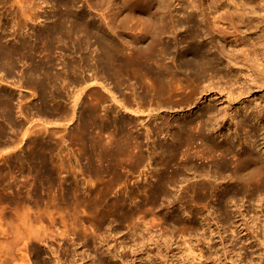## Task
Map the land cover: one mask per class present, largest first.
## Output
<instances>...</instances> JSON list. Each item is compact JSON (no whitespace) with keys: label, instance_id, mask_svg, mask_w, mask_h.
Returning a JSON list of instances; mask_svg holds the SVG:
<instances>
[{"label":"bare ground","instance_id":"bare-ground-1","mask_svg":"<svg viewBox=\"0 0 264 264\" xmlns=\"http://www.w3.org/2000/svg\"><path fill=\"white\" fill-rule=\"evenodd\" d=\"M6 1L7 0H0V15L2 16L5 15L2 10L5 8ZM43 1L46 2V6L50 5L51 8L46 9L47 17L41 21L38 28H34L33 22L37 20L36 18L38 17L30 13L29 9L27 12L20 0H14V2L12 0V3H16L17 5V9L11 10V7L9 9L10 13L8 14L10 17L12 16V20L15 23H13V27L16 26L18 32L22 33V29L24 32V28L27 27L30 21L31 24H33V28L31 29L32 35H29L30 32L28 33L26 31V33H22L23 35L21 34V36H19L20 33L17 32L15 36L14 33L15 37H13V39L10 38L13 33L9 34V39L4 38V35H7L5 33L3 37L0 36V86H2V83L3 85H5V83H10V87H13V89L15 88V91L17 90L19 94L23 90L28 92L32 91L31 95L36 97L37 100L36 105H30L23 109L22 107H25V105L22 104L23 106L21 107L20 104L23 102L21 98L24 97V95L18 94L17 96L15 91L13 92L10 89L6 90L2 89V87L0 88L1 140L7 138L8 130H12L10 133H15H13L15 138L16 134H21L23 131L25 132V136L30 132L28 131L29 128L24 130L26 126L23 127L21 121H17L16 115L18 114L23 115L25 120L26 118L29 119L28 117H30V119L31 117H37L39 122L51 121L50 124L55 127L61 125H63V127H69L76 117L80 116L81 138L83 142L86 143V138L90 135L89 128H91L92 123L97 124L98 115H102L100 113L97 114L100 110L98 109L97 112V108L104 102H110V104L117 108H112L115 110H113V113L120 110L132 116L135 115L134 142L135 156L137 157L135 161H137V165L142 164L143 166L146 164V166H148L155 158L158 160V163H160V166H163L162 169L160 168L159 173L155 175L154 182H148L149 184L146 183L147 185L138 186L135 189L137 192H142L141 194L144 193L143 196L146 194L147 197L148 195L149 197L150 195L153 197L151 201L147 198L143 200L144 202H139V205L135 207L136 209L146 208L150 210L146 207L147 205H156V202L162 197L166 199L167 196L171 194V191L174 188L176 189L179 183L182 185L184 182H188L187 185H184V192L185 190H187V193L192 191L195 194L192 195L195 196L194 198H197V200L203 201L208 196L217 198L218 209H229L228 204L234 202L238 194L241 195L247 192L251 199H257L260 195L264 194L263 153L255 150L249 136L244 139L243 143L245 145L243 143H235V140L239 141L240 127L248 126L251 132L256 133L257 130H259L256 123L247 122L246 118L243 116L239 119L235 115L232 121L228 122L227 127H221L217 122L219 115L211 109L198 111L201 112V115L198 116V112L194 113L190 119L184 116V114H181L185 108L181 102L185 101L186 106H191L193 102L190 100L201 84L219 80L248 84L254 80V76L250 74V69H252V64L250 63L253 61L258 70H260L264 64L263 6L260 9V11L263 12V15H261V12L259 13L256 9L255 12L251 11L253 5L249 0L247 6L242 2H229L225 5L226 10H228L225 14L223 13V9L217 5L215 12H209V8L204 4L203 0H134V2L132 1L133 8L131 7L132 2L129 4L121 2V0H85L86 7H77L76 1L74 0ZM43 1L41 0L40 2L43 3ZM12 3L10 4L12 5ZM7 12L8 10H6V13ZM120 13L125 14H122L120 18ZM51 14H53L52 17ZM2 16H0V18ZM5 16H7V14ZM252 16L257 20V24L255 25L257 34L253 38H251L252 33L248 27L244 25L246 20H250ZM4 29L5 28H3L2 32ZM10 40L11 43H7ZM72 48L83 54L78 56L79 58L77 61H72V59L75 60L76 58L72 56L76 54L74 51L72 52L70 50ZM56 50H59L58 56H63L62 60H60L62 57H58L60 62L62 61L60 68V65H58L59 63L57 64L58 67L55 64V60L58 59L54 56L57 53ZM75 56H77V54ZM259 56L260 58H258ZM134 84L135 88L132 87ZM126 85L132 87V92L135 91L133 94L131 92V96L135 99L133 100V97L131 98L135 101V103L132 101L133 104H135V110H132L130 106L129 108L123 98H121L122 95L124 96L122 89H126ZM95 88H98L96 92L94 91ZM187 89H189V92L186 91ZM185 91L187 93H185ZM199 94H203V92ZM89 96L94 97L97 103L95 105L88 104V107L85 108L84 98ZM129 96L130 95L127 97ZM178 96L182 97V99L174 100ZM124 99H126V97ZM93 102H95V100ZM108 104H103L105 105L103 108L106 111H109V107H111L108 106ZM104 109L102 111H104ZM171 115L177 116L170 118L172 117ZM105 118H107V116L104 117V120ZM33 120H35V118H33ZM102 120H100V122H102ZM114 124L122 128L125 122L114 121ZM44 125H46V127L48 126V124L44 123L42 127L41 125L39 127L46 128ZM105 125L106 123L100 125V128L106 130L107 127L110 126L106 127ZM109 129L110 128L107 130ZM39 130L44 132L43 129ZM212 130L220 132V135L217 138H213L210 135ZM109 131L111 132V129ZM114 131H116V129ZM37 133H41V131ZM31 134H34V132L32 131L30 135ZM45 134L42 135L44 136ZM167 135L171 136L170 142L159 143V138L165 139ZM25 136H20L21 138L19 137V139H24ZM30 138H32V136ZM50 138L51 137H49V139ZM116 138H114V140ZM154 138L157 139V141L155 140L156 142ZM16 141L18 140L16 139ZM51 142H54V140ZM60 143L61 146L66 145L64 135L59 137V144ZM16 144H18V142ZM113 144H111V146ZM126 144H128V142ZM151 144H154L153 149L150 148ZM194 145L200 147L201 150H196L197 147H194ZM143 147H147L148 149H146L148 151L146 150V152ZM13 148L14 147L10 149ZM64 148L66 149V146ZM114 149H116V146ZM127 149L125 151H128ZM50 150H52V148L47 149L42 145L40 154H36V159L46 171L52 170V162L49 161L50 158L48 159L49 155L47 156L45 154L46 151L50 152ZM67 150L69 149L67 148ZM131 150L132 149H130V151ZM217 150H220L221 154L215 155ZM121 151V148L116 150L118 153H121ZM62 153L64 152L62 151ZM93 155L95 154L93 153ZM228 156H230V158H227ZM14 159L15 158H13V160ZM206 159H210V167L208 164H205V162L199 165L196 162L197 160ZM174 164L178 167L177 169L173 167ZM62 165L61 163H56L55 168H61ZM171 166L174 170L169 172L170 170L168 171V168ZM30 167L32 168V166ZM95 168L96 172L102 170L99 167ZM28 170L30 169L28 168ZM46 175L47 178L45 182L53 184L57 177L54 178L52 173ZM190 175H192L193 179L194 177H199L200 179L197 181L194 180L195 182H193L190 180ZM252 179L256 181V188H247L248 190L246 189V191L243 192L233 188V185L236 183H239L238 185H243V182L240 183V181H250ZM28 180L30 181L29 178ZM36 180H38L37 177ZM28 184V182L22 181L23 188ZM247 185L248 184H244L243 186L248 187ZM28 186H30V184ZM179 186L178 188L180 189ZM32 188L33 187H31V190ZM69 188L71 190V187ZM61 189L59 191H61ZM175 189L173 191H175ZM31 190L29 191L31 192ZM35 190L36 189H33V191ZM64 191H66L65 188ZM19 195L20 193L10 197L11 203L17 204L18 206L21 201V196ZM28 195L31 194L28 193ZM38 195L39 194H37V196ZM97 195L96 197L98 198ZM54 196H52V198ZM175 197V199H177L178 196ZM50 198L51 196H49V199ZM173 199L167 200H172L174 202ZM22 200L25 201L24 199ZM37 200L35 202H37ZM80 200L79 202H81ZM161 200L163 201V199ZM10 201L7 200V203H10ZM54 201L56 202V200ZM172 201L171 203L169 201V203L174 205ZM159 204L161 205L162 203L159 202ZM181 205L180 207H182ZM191 205V202L185 201L183 209H190ZM236 205L234 206L236 207ZM112 207L113 206H111V209ZM5 210L6 209H0V248L2 249L0 253L1 255L3 254V260L0 259V264H16L18 257L15 258L14 256L15 252L20 249L19 247L21 244H23L26 249L29 240L34 239L42 242L43 239L37 234L39 231L38 229L34 230L30 225H28L30 228L26 226L27 229L29 228L28 230L24 228V224L26 223L27 225V221L30 219L27 215L28 213L26 214L28 219L25 223L23 221L24 218L23 220L21 218L17 219L18 221L19 219L20 221L22 220L21 223L24 224L21 225V227L25 230L22 229L24 231H21V229H17V225L16 227L13 225L14 230H17L9 232L6 228L12 226V220L10 221L11 218H8V214ZM9 210L12 211V209ZM97 210L94 209V211L98 212ZM151 210L153 211L152 208ZM34 215L36 220L40 219L41 221L43 218L41 217L43 214L41 216L40 214L38 215L37 210L36 213L34 212ZM7 219L10 221V224ZM218 219L221 221L220 218ZM219 220L216 219V221ZM224 220L226 221V219ZM31 223L32 222H30V224ZM216 225L219 226L218 222H216ZM31 226L33 227V225ZM218 226L216 227L217 230L220 228ZM241 227L243 231L250 230V227L247 223L245 224V221L242 222ZM12 229L11 227V230ZM39 233L44 234V232ZM7 237H10V239ZM44 240L46 241V239ZM32 243L34 244L35 242ZM42 243H44V241ZM4 244H6V246ZM44 244L46 245V242ZM85 247L86 246H84V248ZM49 248L51 247L49 246ZM54 249L51 250L53 253H55ZM77 249L71 251L67 250V252L68 254L72 252V257L74 258L77 256ZM21 251L22 250L17 254L21 255ZM87 251H89V249ZM33 252L36 262H39V260H41L40 252L37 248H33ZM51 255L53 256L54 254ZM57 255H55L56 258H58ZM148 255L149 254H146L147 257L145 256V258H143V256L139 257V264H145L149 259L151 260ZM22 256L23 254L17 261H20V263L17 264L28 263L27 258L26 261L23 258L24 256ZM94 256L96 255L89 256V260L87 258L88 263H86L105 264L104 260L101 258L102 256L97 260H95ZM82 259L85 258L81 257V260ZM67 260L68 259L64 260V264H71L75 259H69L72 260L70 263H67ZM45 263H47V261H45Z\"/></svg>","mask_w":264,"mask_h":264},{"label":"rangeland","instance_id":"rangeland-1","mask_svg":"<svg viewBox=\"0 0 264 264\" xmlns=\"http://www.w3.org/2000/svg\"><path fill=\"white\" fill-rule=\"evenodd\" d=\"M20 1L24 5L23 7L27 10V12L29 9L30 13L38 17L36 18L37 20L33 22L35 26L34 28H38V26L41 24V21L47 17L46 9L51 8L50 5H48L49 7L46 6L47 4H45L46 2H44L43 0H42L43 3L40 2L41 0L40 1L20 0ZM74 1H76L77 7H86L85 0H74ZM132 1L134 2V0H121V2L124 3L126 2L129 4ZM249 1H251L253 5V7H251V11L255 12L256 9L260 13L261 7L262 6L264 7V0H249ZM133 2L131 3L132 8H133ZM203 2L209 8V12H215L217 5L223 9V13L225 14L228 12V10H226L225 8V5H227L229 2H238V3L242 2L247 6L248 0H203ZM10 3H12V0H7L4 8L5 10L4 9H3L4 11L2 10V12H4L5 15L7 14V16L0 15L2 16L1 17L2 19L0 18L1 21L0 36L3 37V34L5 33L7 34L6 36L8 38L5 35L4 38L9 39L10 36L9 34L13 33L10 36V38L13 39V37L16 36V32L20 33L19 36H21V34L24 32L26 33V31L28 33L29 32L31 33V34L29 33V35H32L31 29L33 28V24H31L30 21L28 22L27 27L24 28V32L22 29V33L18 32L16 26L13 27L15 23L12 20V16L10 17V15L8 14L10 13L9 9L12 7L11 10L12 9L16 10L17 5L16 3H12L11 5ZM6 10H8L7 13ZM122 14L124 15L125 13H120L119 15L120 18L122 17L121 16ZM260 14L263 15V12H261ZM52 15L53 14H51V17ZM256 24H257V20L253 16L252 18H250V20H246V22L244 23V25L248 27V29L252 33L251 38L255 37V35L257 34V29L255 28ZM2 25L3 28L6 29V31L4 29V31L2 32L3 30ZM7 43H11V40ZM70 50L72 52L74 51L77 54V56H75L76 54L72 55L73 57H76L75 60L72 59V61H77V59L79 58L78 56L83 55L81 54L82 52H78V50L76 49L73 50L72 48ZM56 51L57 53L54 56L57 58L62 57L60 59L62 60L63 56L60 54H59L60 56H58L59 50ZM59 58L55 60L56 62L55 64L57 67L58 65H60L59 66L60 68L62 61L60 62ZM258 58H260V56ZM250 64H252V69H250L251 70L250 74L254 76L253 81L249 82L248 84H244L242 82L234 83L226 80H219L211 83L206 82L204 84H201L197 88V92L193 94L194 95L192 96L193 98L190 100L193 102L191 106H186L185 101L181 102L183 103L182 104L183 107H185L183 112H181V114H184V116L190 119L192 115L194 113H197L198 111H201L203 109H211L216 114L219 115L217 122L221 127H227L228 122L232 121L235 115L239 119L242 116L245 117L247 122L250 121L251 123H256V125L259 127V130H257L256 133H254L250 131V128L248 126L240 127L239 141L235 140V143L236 144L243 143L245 137L249 136L250 141L252 142L255 150L257 152H262L264 156V64L260 68V70L256 68V65L253 61ZM1 87L2 89H6V90L10 89L13 92L15 91V88L13 89V87L12 88L10 87V83L9 84L5 83V85H3L2 83V86H0V88ZM130 87L127 86L126 89L125 88L122 89L124 92V96L122 95L123 97L121 96V98H123L124 102L127 104L128 107L130 106L132 110H135L134 109L135 104H133V102L135 103V101H133L135 99L133 96H131L133 92L135 93V91L132 92V87L135 88V84L134 86L132 85L131 88ZM97 90L98 88H95L94 91L96 92ZM186 91L189 92V89H187ZM186 91L185 93H187ZM15 92L16 95L18 96L19 92L17 90ZM200 92H203V94H199ZM20 94L24 95V97L21 98L23 102L20 104L21 107L23 106L22 104L25 105V107L24 106L22 107L23 109L29 107L30 105H36L37 100L36 97H33L31 95L32 91L28 92L23 90ZM128 95H130L131 97L130 96L127 97ZM125 97L126 99H124ZM132 97L133 100L131 99ZM127 98L130 100H128ZM181 99L182 97L178 96L174 100H181ZM92 100L93 101L95 100V102H93ZM129 102L131 103V105ZM96 103L97 101L94 97L89 96L84 98L85 108L88 107V104L95 105ZM106 103L110 104V102H104L101 104V106H99L101 108L99 107L97 108V112L98 109H100L97 114L100 113L102 115H98L99 118H97L98 119L97 124L92 123L91 128H89L90 135H88V138H86V143L83 142L81 138L80 116L76 117V119L72 123L73 125L71 124L69 125V127L68 126L63 127V125L59 127H55L50 124L51 121L39 122V119L37 117H33L35 118V120H33L32 117H31L32 120L30 119V117H28L30 119L29 121V119L27 118L25 120L23 115L18 114L16 115L17 121H21L23 127L26 126L24 130L29 128L28 131L30 132H28V134L25 136L24 134L25 132L23 131V133L21 132V134H16V138H15L13 136L15 133L14 132H13L14 134L10 133L12 132V130H8L7 138L2 140L0 139V171H1L0 172V180H1L0 209H6L5 211L8 214L7 215L8 218H11L10 221L12 220L11 221L12 226H9L10 221L7 219V221L9 222L8 226L10 228L8 227L9 229L8 228L6 229L9 232L16 231L18 228L21 229V231H24L25 229H27V227H29L28 225H30V227L34 228V230L36 229L39 230V231L37 230L38 231L37 234L43 239L44 243L46 242L47 245L46 246L44 243H42L43 241L41 242L40 240L37 241L34 239L28 241L26 249L24 248L23 244H21L19 247L20 249L18 248L19 252L16 251L14 256L15 258L18 257L17 261L23 254L24 257L23 256L22 257L24 258V260H26L27 258L29 264H47V263L64 264L65 263L64 260L66 259H68L67 263H70L72 261L69 259H75V260L77 259L76 261L75 260L73 261L77 264H87L88 263L87 261L89 260L88 257L91 255L93 256L95 254L96 255L94 256L95 260H97L102 256L101 258L104 260L105 264L107 263L108 264H114V263L139 264V260H140L139 257L143 256V258H145L146 254H149L148 256L149 258H151V260L149 259L148 262L151 263L147 262L145 264H153V263L154 264H264V194L260 195V197L257 199L256 198L251 199V197H249V194L247 192L244 194L242 193L241 195L238 194L234 199V202L228 204L229 209L228 208L218 209L217 198L208 196L207 197L208 199L207 198H206L207 200L205 199L206 201L197 200V198H194L195 196L193 195L195 194L192 191L187 193V190H185L184 192V188H185L184 185L185 184L187 185L188 183V182L187 183L184 182V184L182 183V185L179 183L180 186L179 185L178 186L180 187V189L178 188V186L176 187V189L173 187L175 191H173L174 190L173 189L171 191V194L169 195L172 198L167 196V198L165 199L164 197L161 196L162 198L161 197L160 198L163 199V201L165 199L164 202L161 199H159L158 202H156V205L153 206L152 204H149L146 206L150 210L152 208L153 211L147 210L146 208L145 209L135 208L137 205H139V202L142 203L144 202L143 200L147 198L149 201L153 199L151 195L150 197L149 195L147 197L146 194L145 196H143L144 193L141 194L142 192H137L135 191V189L138 186H144L152 182L156 177L155 175L159 173L160 168L162 169L163 166L162 165L160 166V163H158V160H156L155 158L151 161L152 165L151 164L148 165L149 167L146 166V164H144L143 166L142 164L137 165V161H135L137 157L135 156V142H134L135 115L132 116L123 111L121 112L120 110H119L120 113L119 111H116L118 113L116 112L113 113V110L117 109L115 108L116 106L114 107V105L108 104V106H111L109 107V111L111 112L110 113L108 110L106 111L103 108L105 106L103 104ZM102 108L104 109V111H102L103 110ZM199 115H201V112H198V116ZM106 116L107 118H105L104 120V117ZM171 116L172 117L170 118H173L176 117L177 115H171ZM115 117L117 120L115 119ZM99 119L102 120L103 123L100 122ZM114 121L125 122L124 124L125 126L123 125L124 128L115 126ZM44 123L48 124L47 127L46 125H44L47 129L44 127L43 128L39 127L40 125L42 127ZM105 123H106L105 125L106 127L110 125L109 127H107V129L110 128L111 132L109 131L110 129L102 130V128H100V125H103ZM39 129H43L44 132ZM113 129L114 130L116 129V131H114ZM117 130L120 132H118ZM32 131L34 132V134L30 135ZM36 131L37 132L41 131V133H37ZM42 134H45L46 136L45 135L43 136ZM63 135L65 136L66 145L61 146V143L59 144V137ZM210 135L213 138H217L220 135V132L212 130V132H210ZM20 136L26 137V138L24 137V139H21L22 141L24 140L23 142L19 139ZM31 136L32 138H30ZM49 137L51 138L49 139ZM114 138L116 139L114 140ZM127 138L128 139L130 138L129 141ZM16 139L18 141H16ZM170 139L171 136L167 135L165 139L159 138V143L170 142ZM53 140L55 143L51 142ZM155 140L157 141L156 138H154V141ZM17 142L18 144H16ZM127 142L128 144H126ZM13 144H16L17 146ZM111 144L113 145L111 146ZM42 145H44V148L47 149L52 148L50 152L48 151L49 153L47 151L46 153L45 152L44 153L47 156L49 155L48 159L50 158L49 161L52 162L51 169L53 171L52 170L46 171L39 164V161L36 159V154L37 153L40 154V149ZM65 146L66 149L64 148ZM113 146L114 147L116 146V149H114ZM12 147L14 148L10 149ZM153 147L154 144H151L150 148L153 149ZM194 147H197V145H194ZM67 148L69 150H67ZM118 148L122 149L121 151L122 154L120 152H119L120 154L116 152ZM129 148L132 150L130 151ZM146 148L147 147L144 148L145 151L148 149ZM126 149L128 151H125ZM196 150H201V148L197 147ZM62 151L64 153H62ZM93 153L95 155H93ZM116 154L117 157L119 156L118 158L116 157ZM219 154H221V152L220 150H217L215 155H219ZM13 158L15 159L13 160ZM227 158H230V156H228ZM209 160L210 159L197 160L196 162L198 165L202 162H205V164H208V166L210 167L211 162H209ZM56 163L58 164L61 163V165L63 164L61 166L62 169L57 167L55 168ZM30 166H32V168ZM172 166L168 168V171L170 170L169 172H171V170H174L173 167H175V169L178 168L176 167L175 164L173 167ZM95 167H99L102 170L96 172ZM28 168L30 170H28ZM49 173H52L53 177L54 178L57 177L55 179L56 180L59 179V180H57V182L55 180L53 184H49L45 182L47 178L46 174ZM36 177L38 180H36ZM28 178L30 179V181L28 180ZM199 179H200L199 177H194L193 179L192 175H190V180H192L193 182ZM22 181L28 182L30 186L33 187L32 190L31 187L28 186L29 184L27 186H24L23 188ZM242 182L243 185L248 184L247 185L248 187L243 185H238L239 183H236L233 185V188L237 189L238 191L241 190L243 192L246 191L247 188L252 189L257 187L255 179H252L250 181L249 180L240 181V183ZM60 183L62 186L60 185ZM69 187H71V190ZM64 188L66 189V191H64ZM33 189L36 190L33 191ZM60 189L61 191H59ZM29 190H31V192ZM27 191L31 195H28ZM32 191L36 193H33ZM60 192L62 193V195ZM174 192L176 193L178 192V193L176 194ZM18 193H20L19 196H21L20 197L21 201H23L22 199H24L25 201L23 202L20 201V204H18L17 206V204L11 203L10 197ZM180 193L182 194V196ZM37 194L39 195L37 196ZM96 195L98 196V198L96 197ZM49 196H51V198L52 196L54 197L51 200V198L49 199ZM175 196H178L177 199H175L176 198ZM76 197L79 198L77 199ZM37 199L39 200V203ZM167 199H173L174 202L172 200L169 201L170 203L172 201L174 205L170 204ZM7 200H9L10 203H7ZM36 200L37 202H35ZM54 200H56L57 203ZM79 200L81 202H79ZM52 201H54L55 203ZM185 201L191 202L192 205L190 209H183V204L185 206ZM159 202L162 204L160 205ZM94 203L97 204L95 205ZM233 203L234 205L237 204L236 207L233 205ZM180 205L182 207H180ZM111 206H113L112 209ZM9 209H12V211L13 210L14 211L12 212ZM94 209L95 210L98 209L97 211L99 213L94 211ZM33 210L35 213L37 210V213L38 215L40 214V216L43 214L41 216L43 217L41 221L40 219L39 220L35 219ZM38 210L40 211V213ZM104 211H105V215H104ZM26 214L30 217L31 220L28 219ZM18 218H21L22 220L24 218L23 220L24 223L27 221V219L29 222L27 221V225H26V223L25 224L21 223L22 220L20 221V219L19 222L17 220ZM218 218H220L221 221ZM216 219L219 221H216ZM224 219H226V221ZM13 221L15 223L17 222L18 223L15 224ZM243 221H245V224L247 223V225L250 227L249 231H243L241 227ZM30 222L32 223L30 224ZM216 222H218L219 226L216 225ZM23 224L25 225L24 227L25 229L21 227V225ZM13 225L15 227L17 225V229L15 228L16 230H14ZM31 225H33V227ZM217 226L220 227L219 228L220 230L218 229L220 233L216 229ZM11 227L13 228L12 230ZM39 232L42 233L44 232L45 236L44 234H41ZM7 238L10 239V237ZM44 239H46V241ZM32 242L35 243L33 244ZM76 244L77 245L79 244L78 247ZM4 245L6 246V244ZM49 246L51 248H49ZM84 246L86 247L84 248ZM55 247L57 248V250ZM33 248H37V250L40 252L41 260H39V262H36L34 258L35 254L33 252ZM52 249L55 250V253L51 251ZM74 249H77L78 253H76L77 256L73 258L72 257L73 253L71 252L68 254L67 250L71 251ZM88 249L89 251H87ZM1 250L2 249L0 248V252ZM20 250H22L21 255L17 254L20 253ZM51 254H54L53 256L58 254L57 257L59 259L56 258V256L53 257ZM2 255L0 253L1 260H3ZM80 256L82 258H85L86 260L85 259L81 260ZM17 261L16 264L20 263V261L19 262ZM45 261H47V263H45ZM73 261L71 264H75Z\"/></svg>","mask_w":264,"mask_h":264}]
</instances>
